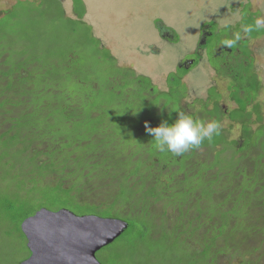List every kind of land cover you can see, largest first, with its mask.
<instances>
[{"label":"trees","instance_id":"1","mask_svg":"<svg viewBox=\"0 0 264 264\" xmlns=\"http://www.w3.org/2000/svg\"><path fill=\"white\" fill-rule=\"evenodd\" d=\"M8 45L0 50V236L11 242L0 264L30 256L21 223L42 207L128 221L100 249L114 264H264V120L247 122L261 109L258 101L247 111L258 80L238 82L249 95L238 117L257 123L243 145L219 134L177 157L157 151L145 130L160 124L168 100L146 94L149 76L118 65L108 49L111 75L101 81L95 67L63 61L59 69L19 48L10 63ZM17 252L28 256L14 261Z\"/></svg>","mask_w":264,"mask_h":264},{"label":"rangeland","instance_id":"2","mask_svg":"<svg viewBox=\"0 0 264 264\" xmlns=\"http://www.w3.org/2000/svg\"><path fill=\"white\" fill-rule=\"evenodd\" d=\"M10 7L11 11L0 17V36H13L10 42L0 40V50L9 43L6 59L10 63L15 59L13 51L19 48L27 54L34 51L43 62L50 58L59 69L63 61L66 69L90 67L92 73L95 67L98 79L107 81L111 75L104 61L108 49L118 65L151 77L160 88L165 86L166 74L186 56V48L195 47L204 24L216 32L211 41L219 37L230 42L235 34L242 36L243 27L254 24L257 18L264 19V0H0V13ZM84 9L86 14L78 17ZM161 26L172 34V40H165ZM250 33L251 39L241 37L233 46L244 52L251 79L258 77L263 83L258 101L264 109V29ZM43 48L55 57H48ZM66 57L72 60L70 65ZM190 76L199 95L205 89L204 69L199 66ZM237 132L235 128L234 138H238ZM7 242L11 240L1 235L0 253L6 250L1 245ZM27 256L28 252H17L13 259L21 262ZM96 256L102 264H114L105 250Z\"/></svg>","mask_w":264,"mask_h":264},{"label":"flooded vegetation","instance_id":"3","mask_svg":"<svg viewBox=\"0 0 264 264\" xmlns=\"http://www.w3.org/2000/svg\"><path fill=\"white\" fill-rule=\"evenodd\" d=\"M160 31L165 37L166 41L172 40L168 32H165L164 26L160 27ZM199 35L194 48H186V56L182 57L175 65L176 67L169 71L165 77V86L160 88L153 84L151 78V86L147 88L146 94L152 99H163L162 94L166 92L168 95L167 106L160 108L163 111L162 118L159 120H172L177 118L176 110L193 115L196 118L205 121L217 120L221 124V135L228 136V140L237 139L239 145L245 142L244 135L246 129L257 123L245 124L241 119L236 118L237 111L240 108V101H245L249 95L245 89L239 87L240 79H251L253 75L247 71L245 65V57L243 51L239 47H228L229 42L221 40L219 37L211 41L216 34L211 25L204 24L200 28ZM243 39H251V33H241ZM240 40V41H242ZM251 41V40H249ZM178 43V40H176ZM200 66L204 69L206 76L205 89L199 95L196 87L192 84L191 73ZM235 80V81H234ZM255 80L260 82V90L257 93V100H249L247 104V111L253 112V106L258 102V96L263 89V83L255 77ZM229 81L230 83H228ZM254 82V81H252ZM171 95H174L176 100H171ZM164 100V99H163ZM171 104H177L176 109L172 108ZM264 118L263 103L261 102V109H254L252 115L247 118V122ZM173 117V119H171ZM238 128V138L233 137L234 129Z\"/></svg>","mask_w":264,"mask_h":264},{"label":"water","instance_id":"4","mask_svg":"<svg viewBox=\"0 0 264 264\" xmlns=\"http://www.w3.org/2000/svg\"><path fill=\"white\" fill-rule=\"evenodd\" d=\"M128 227L121 218L42 207L21 223L31 252L21 264H102L96 253Z\"/></svg>","mask_w":264,"mask_h":264},{"label":"clouds","instance_id":"5","mask_svg":"<svg viewBox=\"0 0 264 264\" xmlns=\"http://www.w3.org/2000/svg\"><path fill=\"white\" fill-rule=\"evenodd\" d=\"M260 29H264V19L257 18L254 24L243 27L242 31L250 33ZM240 39L241 35L235 34L227 46L231 47ZM176 112L177 118L172 123L161 120L159 125L152 127L145 122V130L154 137V147L159 152H170L180 157L190 149L199 147L205 140L211 141L221 132V124L217 120L205 121L179 110Z\"/></svg>","mask_w":264,"mask_h":264}]
</instances>
